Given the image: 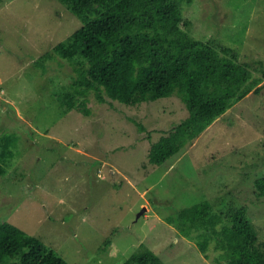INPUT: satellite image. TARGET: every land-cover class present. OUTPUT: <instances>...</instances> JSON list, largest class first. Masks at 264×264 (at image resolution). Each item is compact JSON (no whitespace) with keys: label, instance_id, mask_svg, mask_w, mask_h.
Returning a JSON list of instances; mask_svg holds the SVG:
<instances>
[{"label":"rangeland","instance_id":"obj_1","mask_svg":"<svg viewBox=\"0 0 264 264\" xmlns=\"http://www.w3.org/2000/svg\"><path fill=\"white\" fill-rule=\"evenodd\" d=\"M192 35L239 53L264 72V0H194ZM81 26L57 0H0V220L40 239L69 264H118L149 248L164 264H216L164 218L202 201L216 212L247 207L264 239V77L199 136L160 165L147 153L188 115L176 94L125 105L87 95L85 115L62 104L68 60L34 64ZM138 123L144 130L138 128ZM1 149V147H0ZM221 225H218L220 227Z\"/></svg>","mask_w":264,"mask_h":264},{"label":"trees","instance_id":"obj_2","mask_svg":"<svg viewBox=\"0 0 264 264\" xmlns=\"http://www.w3.org/2000/svg\"><path fill=\"white\" fill-rule=\"evenodd\" d=\"M79 26L34 62L68 60L74 76L62 104L85 115L87 95L125 105L176 94L188 115L157 141L147 157L160 165L201 134L213 121L249 93H258L264 77L253 76L250 64L233 48L191 33L194 0H57ZM140 130L144 126L137 124ZM0 138V159L12 156L13 139ZM5 171L0 164V174ZM264 200V174L253 182ZM178 235L196 242L207 256L212 245L216 264H264L260 239L247 207L216 212L208 201L182 208L164 218ZM218 225H221L218 227ZM0 264H69L40 239L0 220ZM118 264H164L149 248L136 249Z\"/></svg>","mask_w":264,"mask_h":264}]
</instances>
